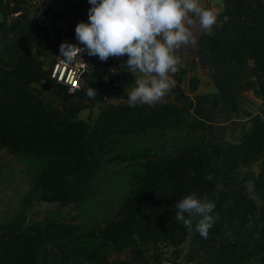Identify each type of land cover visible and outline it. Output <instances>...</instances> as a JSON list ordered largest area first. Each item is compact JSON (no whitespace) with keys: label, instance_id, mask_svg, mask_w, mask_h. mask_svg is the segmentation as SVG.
<instances>
[{"label":"trees","instance_id":"16d2710c","mask_svg":"<svg viewBox=\"0 0 264 264\" xmlns=\"http://www.w3.org/2000/svg\"><path fill=\"white\" fill-rule=\"evenodd\" d=\"M29 3L10 0L1 8L3 14L19 16L9 25L0 14V33H13L8 43L0 44V150L44 161L36 178L42 201L68 204L83 199L108 154L126 139L170 128L185 134L171 151L145 157L143 175L136 177L116 217L97 229L66 225L51 233L39 231L24 215L0 223V264H46L43 245L64 252L59 243H67L66 250L78 255L79 248L89 245L87 259L96 264H135L143 260L146 247H173L177 254L191 233L184 264H249L264 255V111L263 118L253 120L251 131L234 142L223 144L213 133L217 116L232 124L239 118L241 94L258 89L264 107V0H225L214 33L200 38L215 93L197 94L182 106L101 105L89 121L80 117L97 103H88L89 87L98 93L106 85L108 98L123 102L119 74L110 70L112 65L120 68L118 57H110L109 64L94 58L81 90L69 93L37 57L46 48V28L25 25L22 11ZM198 81H193V90ZM240 164L243 173L236 171ZM208 174L213 180L206 179ZM249 179L255 180L252 192L245 187ZM191 192L216 205L213 215L218 219L207 239L195 230V220L189 232L175 218V203ZM127 249L132 250L131 261H110V254Z\"/></svg>","mask_w":264,"mask_h":264},{"label":"clouds","instance_id":"9594fccd","mask_svg":"<svg viewBox=\"0 0 264 264\" xmlns=\"http://www.w3.org/2000/svg\"><path fill=\"white\" fill-rule=\"evenodd\" d=\"M88 22L76 25V39L83 47L70 42L59 46V55L65 64H71L87 52L89 56L107 61L110 57H124L123 66L135 77V86L128 93L130 107L155 105L175 87L173 78L181 58L175 53L183 46L197 43L194 29L197 19L200 27L211 34L218 13L202 7L199 0H88ZM139 73V75H136ZM86 95L95 98L97 91L89 87ZM237 172L243 173V164ZM208 174L206 179L213 180ZM246 190L255 189V180L249 179ZM216 205L207 196L196 192L182 196L176 203L175 218L205 239L216 223L213 215ZM187 217V218H186Z\"/></svg>","mask_w":264,"mask_h":264},{"label":"rangeland","instance_id":"374dc122","mask_svg":"<svg viewBox=\"0 0 264 264\" xmlns=\"http://www.w3.org/2000/svg\"><path fill=\"white\" fill-rule=\"evenodd\" d=\"M2 10H0V14L9 25L14 18L19 16L18 14L11 15L6 11L3 14ZM25 21L28 22L29 17H25ZM11 38H13L12 32H6V34L1 32L0 44L8 43ZM92 60L94 59L91 57L87 60L90 69ZM106 63H111V60L108 59ZM48 96L51 100L56 99L53 94ZM83 116L89 118L87 113H84ZM184 134L183 129L170 128L165 131L148 130L139 136L126 139L122 146L108 154L104 165L97 172L87 196L68 204L51 203L40 199V193L36 189V178L44 166L42 159L33 155L14 156L8 150L2 149L0 150V223L7 224L17 216L24 215L27 224L29 226L36 225L39 231L47 230L51 233L66 225L87 230L97 229L103 226L106 221L116 217L124 199L133 191L136 177L143 175L142 168L146 163L145 157H153L171 151L173 145L179 146ZM192 239L193 234L191 233L185 247L177 250V254L175 249L170 247L174 252H171L173 263L182 255L180 263L184 264ZM66 244H57L60 248H65L64 252H60L55 245L46 246L44 244L41 255H45L46 264H96V261L87 259V256L90 255L89 245L79 248L82 252H79L78 255L68 252ZM162 250L163 247L158 251L146 247L144 254L155 258V253H160ZM144 259L145 256L138 262H143ZM129 260H132L131 249H127L119 255L110 254L111 262ZM249 264H264V255Z\"/></svg>","mask_w":264,"mask_h":264},{"label":"crops","instance_id":"0c3cea01","mask_svg":"<svg viewBox=\"0 0 264 264\" xmlns=\"http://www.w3.org/2000/svg\"><path fill=\"white\" fill-rule=\"evenodd\" d=\"M8 1L10 0H2L0 9L2 5ZM199 3L202 7L212 8L218 13L217 22L213 26L211 34H207L205 30L200 27L198 18L193 17L197 19V25L194 29L197 43L194 47L182 45L175 53L181 58V64L178 65L179 70L173 76L176 84L159 103H170L182 106L187 99L192 100L197 94H213L216 92L213 77L210 73L211 70L209 67L205 66L206 61L203 62L201 59L204 58V56L200 52L199 40L204 35H212L214 33L218 25L219 16L225 10V0H199ZM90 7L91 5L88 0H30V3L22 11L23 16L29 17L28 22L24 20V23L27 22L25 25L35 24L46 28V48L42 55L37 54V57L42 60L46 70L60 58L58 55L61 43L67 41L83 47L76 39L75 28L81 21L88 22V10ZM61 15H64V18H61ZM32 47L33 49L36 48L35 45H32ZM84 54L86 61L89 57L95 58V56H89L87 52H84ZM118 60L121 65L120 68L112 65L110 70L114 69V74H119L118 80L121 82L120 88L123 91V102L110 100L107 96L108 89L106 85H102L95 98L87 96L88 103H97L93 107L84 109L80 113L82 119L86 121L90 119L94 120L98 115V107L101 105L128 104V93L135 86V77L122 66L127 60V56L118 57ZM123 74L127 76L126 79L123 78ZM136 75H139V73ZM195 79H199V81L196 90H193L192 83ZM51 94L52 93H46L45 96L50 99L48 95ZM51 101L55 104L60 103L57 98ZM76 101L80 103V100L77 98ZM239 104L240 116L233 124L224 122V117L222 115L216 117L218 123L213 127V133L217 137L223 138V144L234 142L243 135L249 133L252 129L253 120L256 118H263L264 107L258 89L241 94L239 97ZM84 113H87L89 118H85L83 116ZM165 248L167 247H163V253H155V258H151L147 256V254H144V261L136 262L135 264H181L180 261L183 256L181 255L176 259L175 263H173V256H171L173 248Z\"/></svg>","mask_w":264,"mask_h":264},{"label":"built area","instance_id":"2783aa9c","mask_svg":"<svg viewBox=\"0 0 264 264\" xmlns=\"http://www.w3.org/2000/svg\"><path fill=\"white\" fill-rule=\"evenodd\" d=\"M64 58L60 57L48 69V74L55 82L68 87L69 93L73 94L81 90L84 75L89 73V63L85 59V54L71 64H65ZM115 73V70H111Z\"/></svg>","mask_w":264,"mask_h":264},{"label":"water","instance_id":"95a60500","mask_svg":"<svg viewBox=\"0 0 264 264\" xmlns=\"http://www.w3.org/2000/svg\"><path fill=\"white\" fill-rule=\"evenodd\" d=\"M202 60H203V62H205V59L204 58H201ZM89 75V73H86L85 75H84V79L87 77Z\"/></svg>","mask_w":264,"mask_h":264}]
</instances>
